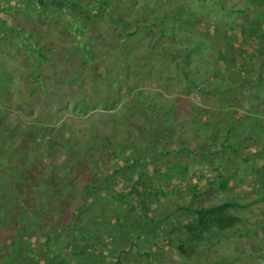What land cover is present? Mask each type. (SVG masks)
I'll return each instance as SVG.
<instances>
[{"label": "rangeland", "instance_id": "rangeland-1", "mask_svg": "<svg viewBox=\"0 0 264 264\" xmlns=\"http://www.w3.org/2000/svg\"><path fill=\"white\" fill-rule=\"evenodd\" d=\"M102 1L0 0V161L46 162L56 176L48 191L61 200H54L58 215L54 209L36 220L29 244L17 253L10 229L1 228L0 264H44L42 251L48 259L60 253V264H264V141L246 135L251 122L264 133V102L248 103V91H197L190 82L194 62L183 46L190 42L180 39L182 33L162 36L143 25L162 15L158 8L146 10L153 0H109L105 8ZM178 1L193 6L185 20L193 34L208 36L222 50L207 64L223 66L228 51L214 42L222 35L207 14L215 0ZM107 12L125 18L127 30L136 33L127 36ZM241 37L234 26L231 42L239 45ZM252 38L247 49L255 51L261 41ZM148 97L149 112L142 106ZM226 105L237 107L245 122L231 128L225 119L230 110L221 108ZM91 173L104 178L92 208L96 223L83 225L89 213L83 187ZM20 181L26 191L37 189L26 176ZM2 192L16 203L13 193ZM224 201L237 203L229 212L240 222L211 231L195 256L187 243L180 248L177 229L191 221L188 208Z\"/></svg>", "mask_w": 264, "mask_h": 264}, {"label": "trees", "instance_id": "trees-1", "mask_svg": "<svg viewBox=\"0 0 264 264\" xmlns=\"http://www.w3.org/2000/svg\"><path fill=\"white\" fill-rule=\"evenodd\" d=\"M202 1L205 2L208 0ZM232 1L233 3L228 2L227 0H215L217 5H214V7L210 9L209 13H207L209 16L215 17L216 24L214 27V31L222 35L220 40H215L214 42H216L218 45L221 44L228 51V55H225V61L223 66L215 65L214 68H211L210 64H207V62H211V59L215 55V53H222V50H219L217 47H215L214 44L211 42V39L208 42V36L205 37L200 33L193 34L191 28L186 24L185 20L191 17V10H193V6L191 4L187 2L182 3L178 0H153L152 4L148 5V9L146 10L150 12H155V9L158 8L160 14L162 15L161 17L156 16L154 19L155 21L149 20L147 23H143V25H151V27L160 30L162 36H165L167 34V37H171L172 35H176L178 32L182 33L180 39H182L184 43H187L188 41L190 42L189 44H183L184 50L190 54L188 56L190 62H194V72L192 71L194 74V78H192L190 82L192 83L193 87L202 95H207L209 93L213 94L215 92L221 93L225 96L230 95L232 93H242L243 91H248L251 94L250 98L246 99L248 103L254 104V101H252L251 98L259 100V103H263L264 99H262V96L264 95V0ZM246 1H249L250 3H246ZM102 2L103 4H101V6L103 5V8H105L106 5H109V0H103ZM54 3H57V0H55ZM120 3L121 2H119L118 5L122 6L123 4ZM161 4H165L169 8H159ZM248 14H250L251 17H249ZM107 15L111 19V21L119 22L121 24L122 29L125 30L127 36L136 33V29L127 30V20L125 18H116L112 16L110 12H107ZM236 15L243 16L244 20L241 24H236L232 21V19ZM85 16L89 17L90 14ZM167 18H169V20L167 21V24L164 25ZM77 22H80L79 19ZM72 25V29L75 31H78L81 28L80 23L77 24L75 22H72ZM0 26L3 25L0 24ZM234 26H236V29L240 30V34H242L239 45H234V43L231 42L234 39ZM243 29L249 30L251 32L247 35L249 37H246V35H244ZM5 32L9 34H19V31H17L16 27H6ZM21 36L22 35H20V37ZM252 36L259 38V40L261 41L259 47L255 51H250L249 49H247L249 41L253 39ZM170 46L171 43L166 42L164 45V49L167 50ZM32 51H34V48L32 49ZM86 51H89V49ZM38 55L43 56L41 51L38 52ZM198 59L202 61H198ZM206 86H209V88H206ZM152 101L153 99H150L148 97L146 98V101L142 103V106H144L148 112V106H150V104L152 105ZM221 108H227L230 110L229 114L225 119L229 123L231 128H234V126L237 124L240 125L245 122L243 116L241 117L237 115V107L233 105H226L225 107ZM255 111L256 110L253 107L249 108V112L251 114L254 113L255 115ZM206 125L208 127L211 126V124ZM256 125V123H248V125H246V135L248 139L256 137L255 143L259 144L257 140H262L263 142L264 133L259 131V128ZM242 126V128H245V125ZM224 147L227 148V146ZM214 153L216 154L217 151ZM1 154L2 153H0V158ZM124 154L127 156L131 155L130 150L126 149L124 151ZM140 156V153L136 154L133 161H140ZM244 160H248L247 157H245ZM256 162L257 161H253L254 164ZM44 164H46V162L44 161H41V164L38 163V161H24L23 163H21L20 161H9V159L8 161H0V174H4L5 177L9 176V179L11 180V182L7 180V183L5 184L3 181L6 182V178L2 181V178L0 177V235L2 232L1 228L6 227L10 229L9 235L11 236L13 242L16 243V253L20 250H23V243L29 244L28 242L34 235L32 231L36 224V220L43 218V216L45 217L47 212H52L54 209H56V212L53 216L58 215L59 206L58 204L54 205V200L56 199L58 203H61V200L58 199L57 195H52L48 191L55 187L56 176L53 175V173H50L49 165L46 164L45 166ZM16 166L22 167L21 169H18ZM36 169H38L40 172H37ZM75 174L76 173H71L69 178L71 179L75 176ZM25 176L26 178H29V180L35 181L37 186L36 190L33 189L34 187L32 188V184L28 185L29 188H32L29 189V191H26L20 187V180H22V178ZM111 176H114V178L112 177L111 180L107 181L106 185L114 183V180L117 176V171L114 172ZM103 178L104 177L95 179V175L91 173L90 180L87 181V183L83 187V190H85L89 196L86 198L85 203L86 209H89L88 218L85 219L83 217L80 220V223H83V225H92L96 223L94 219L95 211L92 208L94 207V204L99 200L100 190L98 188V184L103 181ZM13 179L14 182L12 183ZM72 182H74V178L69 181V183ZM6 187L8 188V190L6 189ZM5 190L15 195L16 203L11 204L7 202V195L2 192ZM116 204L119 206V202H117ZM117 205L105 206L106 208H110L112 206L113 210L116 211L118 210ZM236 205L237 203L233 201H224L218 204L203 207L188 208V212L193 217L189 223L182 224V226H179V228L177 229L178 232L183 233V237L180 235L179 247L182 248L183 244L187 243L188 245L192 246V248L194 247L195 256L200 242L204 240L206 238V235H208L211 231H217L218 229H223L225 227H233L235 224L240 222L239 217L232 215L229 212V208ZM106 208L101 213V216L104 215L103 213H106ZM144 214L146 215L145 212ZM74 228L76 229L78 227L74 226ZM169 232H173V229L170 228ZM131 244L136 245L137 241L135 240L131 242ZM41 253L44 264H60V261L58 259L60 253H54L51 259H48L46 257V251H42ZM10 257L13 256H7V258Z\"/></svg>", "mask_w": 264, "mask_h": 264}]
</instances>
